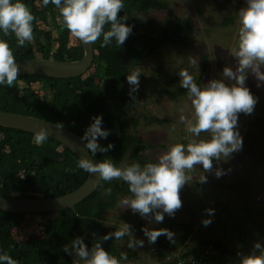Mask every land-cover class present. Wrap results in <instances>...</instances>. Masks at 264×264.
<instances>
[{
	"label": "trees",
	"instance_id": "obj_1",
	"mask_svg": "<svg viewBox=\"0 0 264 264\" xmlns=\"http://www.w3.org/2000/svg\"><path fill=\"white\" fill-rule=\"evenodd\" d=\"M23 3L34 17L32 40L20 47L11 31L7 36L0 33V39L8 43L15 61L39 57L78 60L83 57L81 42L66 28L58 8L51 3L43 6L42 0H23ZM123 3L124 7L117 15L127 17L125 23L132 27L123 45L119 46L113 40L110 45L100 47L102 38L92 43L94 61L90 72L88 70L84 74L86 77L82 75L57 79L18 75L11 87L0 85V110L57 122L80 137L91 123L92 117L100 115L102 127L109 131L100 147L106 148L109 143L113 147L107 152L91 153L92 156L98 162L112 160L117 164L131 145L140 144L131 157L141 158L136 163L143 166L154 162L139 155L146 146L132 134H124L126 126H137L139 121L130 108L137 101L135 91H132L126 77L132 75L133 67L142 66L145 59L158 48L167 44L184 43L183 33L191 28V20L177 18L174 23L167 22L160 32L149 34L151 25L140 26L138 19L134 17L135 11L166 8L167 3L163 0H123ZM52 22L53 26L46 29L45 26L52 25ZM107 27L105 25L106 29ZM206 60L207 55L203 54L202 72L195 81L198 85L207 77L209 64ZM111 61L114 63L111 64ZM111 65L115 67L114 70ZM177 77L175 74L166 83L172 85ZM35 86H39V89H35ZM163 89L174 96L188 94L183 87ZM48 93H52V96L49 97ZM149 118L155 122H164L154 116ZM118 134L122 136L117 138ZM34 136L33 133L0 124V196H60L74 191L87 180L88 172L77 166L80 159L68 147L49 137L38 145ZM103 191L107 193V198L101 196ZM126 192H129L127 183L101 179L90 196L71 208L50 213H30L41 219L28 236L23 231H26L27 217L30 214L0 211V253H7L17 264H77L74 254L64 252L62 246L81 237L89 247L95 240L113 232L115 228L108 227L101 216L107 206L116 202L120 193ZM203 209L204 207L202 211ZM52 213L54 216H48ZM165 218L170 224L167 230L173 236L171 239L164 235L158 236L154 242V255L159 264H177L176 257L169 261L168 257L187 239V235L178 236L172 229L177 224L168 216ZM192 224L193 221H190L182 224V227L188 228ZM236 226L234 225L235 228ZM198 245L201 249L212 248L213 255L205 258L209 263H215L216 260L217 264H230L228 255H236L229 250L222 237L200 239ZM102 247L117 260L124 254L114 238L102 241ZM124 255L129 258L128 254ZM236 257L240 259L239 255Z\"/></svg>",
	"mask_w": 264,
	"mask_h": 264
},
{
	"label": "rangeland",
	"instance_id": "obj_2",
	"mask_svg": "<svg viewBox=\"0 0 264 264\" xmlns=\"http://www.w3.org/2000/svg\"><path fill=\"white\" fill-rule=\"evenodd\" d=\"M163 1L167 3L166 8L135 11L134 17L140 26L150 24L149 34H156L164 29L167 22L174 23L181 18L190 19L191 28L183 33L184 43L164 45L148 56L142 66L131 69L132 74L140 73L135 90L137 103L130 107L139 121L137 126L131 124L124 129V134H132L146 146L139 155L154 162L170 146L176 143L186 145L190 140L198 139L187 131V123L184 122L192 118L188 94L174 96L163 88L181 87L178 75L181 70L188 71L196 81L202 72L203 54L207 55L209 67L201 84L223 78L226 66L235 71L238 61L231 53L238 44L239 10L246 6V0ZM52 26L53 22L45 28ZM111 68L115 69L112 65ZM175 74L178 75L176 82L168 85L167 80ZM245 75V86L256 98V103L250 114L238 113L236 127L242 136V148L227 160H214L212 169L207 172L199 164L188 170L186 175L190 179L179 190L181 206L173 215L164 214L163 221L156 222L152 213L142 217L128 207L122 208L121 201L131 197L130 192L120 193L116 202L105 208L101 219L108 227L116 230L123 223L130 226L132 236L116 240L118 248L129 255L127 260L118 259L120 264H159L153 251L155 243L149 242L143 229H167L170 224L166 216L177 224L172 229L178 236L187 235L181 244H186L189 249L207 237L224 238L229 250L240 257L252 251L257 242L264 246V81L258 80L251 69L246 70ZM48 96L51 97L52 93ZM151 116L164 122H155L149 118ZM204 135L201 133V137ZM217 169L223 173L219 177L215 175ZM201 175L207 177L205 183L199 182ZM101 196L107 198V193L103 191ZM209 208L214 210L211 217L206 212ZM204 218H210L211 223L204 226ZM40 219L28 215L23 234L28 236L34 231ZM190 221H193L191 227H182ZM234 225L238 226L235 228ZM132 237L143 240V245L129 248L127 245ZM228 258L230 264H239L236 255L229 254ZM76 261L79 264L77 258Z\"/></svg>",
	"mask_w": 264,
	"mask_h": 264
},
{
	"label": "clouds",
	"instance_id": "obj_3",
	"mask_svg": "<svg viewBox=\"0 0 264 264\" xmlns=\"http://www.w3.org/2000/svg\"><path fill=\"white\" fill-rule=\"evenodd\" d=\"M49 3L59 9L66 28L83 44H92L102 38L100 47L110 45L113 40L121 46L132 31L131 25L125 23L127 17L117 15L124 7L123 0H42L43 6ZM239 18L241 26L238 44L231 53L238 61L235 71L226 66L223 68V78L199 85L188 71L181 70L178 74L180 86L187 90L193 110L190 120L184 121L183 117L181 119L187 123V131L198 139H192L186 145L176 143L155 162L143 166L136 163V160L131 163L122 161L119 165L112 160L97 162L86 157H81L78 161L79 168L88 173H97L104 181L121 180L127 183L132 195L121 201L122 208L128 207L142 217L152 213L154 220L161 222L164 214L173 215L180 208L179 190L190 179L186 175L188 170L199 164L207 172L212 169L214 160H227L232 153L242 148V136L236 127L238 113L250 114L256 103V98L245 86L246 70L251 69L258 80L264 81V71H261L264 67V0H246V6L239 10ZM33 19L23 0H0V33L7 36L11 31L20 47L33 38ZM105 25H108L107 29ZM139 75L140 73H136L126 77L132 91L138 87ZM17 76L18 66L12 51L8 43L0 39V85L11 87ZM225 80L233 83H226ZM102 123V116L92 117L81 136L92 154L97 151L107 152L113 147L109 143L106 148H101L97 143L98 138L109 135ZM201 133L205 135L201 137ZM47 137L46 129L41 126L36 131L34 140L39 145ZM222 174L220 169L215 172L217 177ZM206 180L204 175L199 177L200 183H205ZM206 212L211 217L214 210L209 208ZM210 223V218L202 220L204 226ZM143 232L149 242L153 243L160 235L169 239L173 236L167 229L145 228ZM129 235L132 236L130 226L123 223L119 229L95 240L91 247H87L81 237L74 238L70 244L62 247L69 255L74 254L79 264H120L117 258L102 247V241L113 238L121 240ZM138 245L142 246L143 240H134L132 237L127 246L134 248ZM207 250L213 255L212 248L201 249L198 243L191 249L186 244H181L169 255L168 261L173 260V257L177 260L180 256L194 253L204 255ZM120 260H127V256L122 254ZM237 260L239 264H264V246L259 242L255 243L252 251L241 255ZM0 264H17V261L7 253H0Z\"/></svg>",
	"mask_w": 264,
	"mask_h": 264
},
{
	"label": "water",
	"instance_id": "obj_4",
	"mask_svg": "<svg viewBox=\"0 0 264 264\" xmlns=\"http://www.w3.org/2000/svg\"><path fill=\"white\" fill-rule=\"evenodd\" d=\"M84 55L78 60H55L45 58L24 59L16 61L18 75H35L52 77L57 79H68L84 75L92 66L94 61L93 44L81 42ZM0 124L6 127L23 130L36 134L42 126L46 129L48 137L59 141L68 147L77 157H86L97 161L86 148L81 137L74 131L62 124L32 115L11 113L0 110ZM105 138H98V145H102ZM138 144L131 145L124 153L119 165L124 162H135L131 159L133 150ZM98 162V161H97ZM101 178L97 173H88L87 180L77 189L69 193L54 197L18 198L15 196H0V211L19 213H50L71 208L85 198L90 196L98 187Z\"/></svg>",
	"mask_w": 264,
	"mask_h": 264
},
{
	"label": "built area",
	"instance_id": "obj_5",
	"mask_svg": "<svg viewBox=\"0 0 264 264\" xmlns=\"http://www.w3.org/2000/svg\"><path fill=\"white\" fill-rule=\"evenodd\" d=\"M211 251L207 250L204 255H197V253L184 255V257L177 258V264H215L209 263L205 258L210 256Z\"/></svg>",
	"mask_w": 264,
	"mask_h": 264
},
{
	"label": "flooded vegetation",
	"instance_id": "obj_6",
	"mask_svg": "<svg viewBox=\"0 0 264 264\" xmlns=\"http://www.w3.org/2000/svg\"><path fill=\"white\" fill-rule=\"evenodd\" d=\"M105 140H106V138H105ZM132 158V157H131ZM132 159H134L135 160V158H132ZM137 161V160H136Z\"/></svg>",
	"mask_w": 264,
	"mask_h": 264
}]
</instances>
